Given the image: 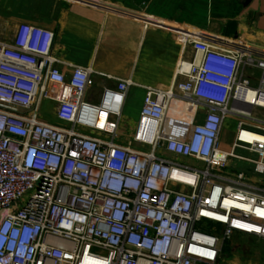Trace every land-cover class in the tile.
Returning <instances> with one entry per match:
<instances>
[{"label":"built area","instance_id":"obj_1","mask_svg":"<svg viewBox=\"0 0 264 264\" xmlns=\"http://www.w3.org/2000/svg\"><path fill=\"white\" fill-rule=\"evenodd\" d=\"M170 28L194 57L170 90L146 87L124 138L131 79L113 77L91 101L93 70L56 57L52 30L23 23L0 40V264H220L234 235L264 240V52ZM174 98L203 120L170 119ZM45 101L59 124L42 118ZM232 158L263 179L229 173Z\"/></svg>","mask_w":264,"mask_h":264},{"label":"crops","instance_id":"obj_2","mask_svg":"<svg viewBox=\"0 0 264 264\" xmlns=\"http://www.w3.org/2000/svg\"><path fill=\"white\" fill-rule=\"evenodd\" d=\"M23 23L52 30L56 57L93 70L95 84L88 96L91 101L98 102L105 87L116 86V78L134 82L122 112V117L131 118L132 127L120 125L118 132L123 138L137 124L146 87L170 90L178 78L179 62L194 57L187 38L170 27L202 33L210 41H236L245 48L264 52V0H0V40L8 41ZM254 71L257 76L259 70ZM50 103L48 116L54 118L47 117V121L59 124L52 112L54 104ZM167 116L191 124L203 120V111L189 101L174 98ZM240 119L235 115L227 118L222 145L228 125L238 128ZM234 140L222 149L232 150ZM238 149L253 154L239 147L235 152ZM165 156L173 157L170 153ZM236 160L253 168L237 167ZM227 171H245L256 180L263 179L255 172L254 164L239 158L229 160Z\"/></svg>","mask_w":264,"mask_h":264},{"label":"rangeland","instance_id":"obj_3","mask_svg":"<svg viewBox=\"0 0 264 264\" xmlns=\"http://www.w3.org/2000/svg\"><path fill=\"white\" fill-rule=\"evenodd\" d=\"M50 106V101H45L43 103L42 118L45 120H47V117H50V119L54 118L51 115L48 116V113L50 112ZM129 120H131V118L123 115L121 128L132 127L130 125L131 121ZM229 123L230 122L227 124ZM230 126L233 127L230 128ZM228 129L227 135L223 136V145L221 144V148L226 146L228 147V145H230L234 140L237 128L231 123L228 125ZM236 153L244 157H257L254 154H249L248 152L239 149L236 151ZM235 162H237V167H249L247 168L249 170L253 168L251 165L246 164L243 161L236 160ZM220 264H264V240L247 235H234L231 239L224 241Z\"/></svg>","mask_w":264,"mask_h":264}]
</instances>
